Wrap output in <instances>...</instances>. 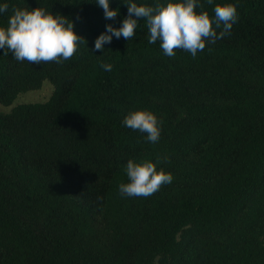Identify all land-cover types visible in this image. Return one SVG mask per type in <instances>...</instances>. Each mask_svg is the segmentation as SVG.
Masks as SVG:
<instances>
[{
    "label": "trees",
    "instance_id": "1",
    "mask_svg": "<svg viewBox=\"0 0 264 264\" xmlns=\"http://www.w3.org/2000/svg\"><path fill=\"white\" fill-rule=\"evenodd\" d=\"M201 2L211 17L217 0ZM7 3L0 25L13 7H43L85 43L60 63L0 49V105L52 85L0 111V264H264V0H238L230 35L195 57L149 44L144 18L94 49L127 14L120 0L111 19L95 0ZM134 108L157 115V142L121 123ZM157 154L172 181L121 196L126 160Z\"/></svg>",
    "mask_w": 264,
    "mask_h": 264
},
{
    "label": "clouds",
    "instance_id": "2",
    "mask_svg": "<svg viewBox=\"0 0 264 264\" xmlns=\"http://www.w3.org/2000/svg\"><path fill=\"white\" fill-rule=\"evenodd\" d=\"M111 0H95L103 9L106 19L115 18L118 7H109ZM127 6V14L118 27L105 24L93 41V48L103 50L104 44L113 36L126 40L133 38L138 20H146L149 44L159 42L164 55L172 57L174 49L187 51L195 57L205 47V42L215 43L230 35L232 25L238 18V0H217L210 17L201 0H153V3L138 0H120ZM213 4V0H205ZM7 0H0V14L8 9ZM73 21L59 12L43 7H13L6 26L0 25V49L7 48L17 61L60 63L70 58L85 39L74 30ZM100 67L111 71V62L101 61ZM121 123L128 128L144 133L149 143L160 138L161 122L148 108H134L126 112ZM161 157L154 159L128 158L125 163L127 181L118 184L121 196H150L162 184H168L173 177L170 171L157 167Z\"/></svg>",
    "mask_w": 264,
    "mask_h": 264
},
{
    "label": "rangeland",
    "instance_id": "3",
    "mask_svg": "<svg viewBox=\"0 0 264 264\" xmlns=\"http://www.w3.org/2000/svg\"><path fill=\"white\" fill-rule=\"evenodd\" d=\"M51 90L52 85L48 81H44L39 89L19 93L9 106L0 105V111H8L11 106L20 102L43 101L48 98Z\"/></svg>",
    "mask_w": 264,
    "mask_h": 264
}]
</instances>
